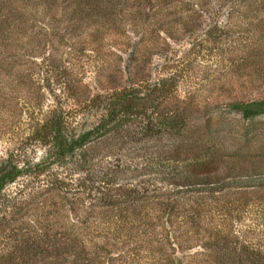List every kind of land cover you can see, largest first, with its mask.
Listing matches in <instances>:
<instances>
[{
  "label": "trees",
  "instance_id": "16d2710c",
  "mask_svg": "<svg viewBox=\"0 0 264 264\" xmlns=\"http://www.w3.org/2000/svg\"><path fill=\"white\" fill-rule=\"evenodd\" d=\"M259 13L264 0H0V113L27 133L0 161V201L28 177V199L56 194L84 231L173 246L163 264L190 263L179 247L201 250L199 264H264V152L244 154L231 128L189 129L253 122L264 100L199 112L178 94L198 68L201 81L237 78ZM26 144L46 157L20 167ZM34 223L51 235L47 217Z\"/></svg>",
  "mask_w": 264,
  "mask_h": 264
},
{
  "label": "rangeland",
  "instance_id": "374dc122",
  "mask_svg": "<svg viewBox=\"0 0 264 264\" xmlns=\"http://www.w3.org/2000/svg\"><path fill=\"white\" fill-rule=\"evenodd\" d=\"M258 17L256 20L258 22L257 29L255 30L251 25L253 27L251 33L252 36H255L261 31L263 37L255 42V44L258 43L255 51L256 56L252 59L248 58L240 67L237 78L234 80L232 78L225 79L223 86L219 83L201 81L200 79L205 78L206 74L204 75V70L198 68L194 76L196 78L181 82L178 93L180 100L191 97L190 107L193 111L201 112L205 106H214L222 102L264 100V13H259ZM217 20L223 24L238 23L236 20H226V18ZM203 21L211 23L215 20L209 21L205 18ZM198 23L202 24V21H198ZM180 45L185 46V43L181 42ZM179 50L182 51L183 48ZM228 75L232 76V74ZM2 111L4 114L3 108ZM238 119V116H227L226 120L221 121L220 124L214 121L193 122L189 129L196 133H204V137L208 138L210 135L216 136V134L222 133L223 129L231 128V134L233 132L240 136L235 139L238 146L243 147L241 149L244 150H242L244 154L254 152L253 155H256L257 150L263 153L264 115L253 122H240L239 126H235L237 123L235 121ZM95 120L96 116L90 120V124ZM24 133L22 126L8 128L6 119L0 113V161L9 159L5 157L16 148L18 138L21 135H27ZM23 147L24 155L21 158H12L20 167H26L28 159L36 162L46 157L44 150L39 145L30 148L29 156L31 158H28V144ZM53 159L57 160L51 158L49 161L52 162ZM73 170L80 171L75 168ZM75 175L77 176L76 173ZM36 190L40 191L41 188ZM2 193L6 199L0 201V208L3 210L0 215L2 214L6 219L0 230V264H163L164 259L166 262V258L171 257L173 252L175 253L171 249L173 246H170V249L167 246L161 247L157 243L150 242L153 239L151 237L148 240L143 238L141 240L125 235H114L111 231L98 232L91 225L90 230L84 231L85 228L80 225L78 218L84 212L77 211V218L74 217V214L70 215L60 207L56 194L46 196L44 192L39 198L34 195L32 199H28V177L18 179L15 183L7 186ZM47 197L49 200H46ZM43 198L46 202L36 206L35 203ZM53 204L57 207L54 208ZM45 217H47L48 224L53 226L49 237L45 236L46 226L34 223L35 219ZM36 228H41V230ZM82 230L83 232H81ZM177 250L178 256H185V260L190 261L189 264L200 263L197 261L199 258H195L193 255L199 254L201 250L185 249L184 247H179ZM195 252L197 253L195 254ZM217 264H219L218 261Z\"/></svg>",
  "mask_w": 264,
  "mask_h": 264
}]
</instances>
